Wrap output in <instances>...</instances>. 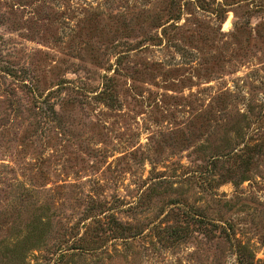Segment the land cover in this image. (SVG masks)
I'll use <instances>...</instances> for the list:
<instances>
[{
    "label": "rangeland",
    "instance_id": "1",
    "mask_svg": "<svg viewBox=\"0 0 264 264\" xmlns=\"http://www.w3.org/2000/svg\"><path fill=\"white\" fill-rule=\"evenodd\" d=\"M238 242L264 263V0H0V264Z\"/></svg>",
    "mask_w": 264,
    "mask_h": 264
},
{
    "label": "trees",
    "instance_id": "2",
    "mask_svg": "<svg viewBox=\"0 0 264 264\" xmlns=\"http://www.w3.org/2000/svg\"><path fill=\"white\" fill-rule=\"evenodd\" d=\"M231 178H234V177H230V179ZM246 180H247L246 177L242 178V181H246ZM112 221L115 224V226L112 225V228H113L112 233H114V235L117 239L130 238L129 237V233H130L129 227L118 222L117 220H115V218H114V220L112 219ZM211 232L213 233L214 237L217 236V234H219L221 236V238L228 241L232 245L235 243L233 240L234 234L228 232L226 226H224V225H220L218 223H212V229H210V233ZM171 234H172L171 238H173L175 240V242L177 239H179V241H180L182 237L188 236L187 232L178 231L176 229H173L171 231ZM247 249L248 248L245 246H242L240 242L237 243L236 249H234L236 256H237V263L236 264H255L253 257L250 255L249 256L246 255L245 250H247Z\"/></svg>",
    "mask_w": 264,
    "mask_h": 264
}]
</instances>
